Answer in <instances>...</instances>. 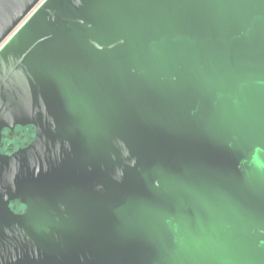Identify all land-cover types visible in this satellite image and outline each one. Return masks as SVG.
<instances>
[{
	"label": "water",
	"instance_id": "95a60500",
	"mask_svg": "<svg viewBox=\"0 0 264 264\" xmlns=\"http://www.w3.org/2000/svg\"><path fill=\"white\" fill-rule=\"evenodd\" d=\"M15 31L0 264H264V0H0Z\"/></svg>",
	"mask_w": 264,
	"mask_h": 264
},
{
	"label": "rangeland",
	"instance_id": "374dc122",
	"mask_svg": "<svg viewBox=\"0 0 264 264\" xmlns=\"http://www.w3.org/2000/svg\"><path fill=\"white\" fill-rule=\"evenodd\" d=\"M34 137L33 130L31 129H16L14 133L5 131L1 152L11 154L18 148L28 145Z\"/></svg>",
	"mask_w": 264,
	"mask_h": 264
},
{
	"label": "flooded vegetation",
	"instance_id": "af4514ba",
	"mask_svg": "<svg viewBox=\"0 0 264 264\" xmlns=\"http://www.w3.org/2000/svg\"><path fill=\"white\" fill-rule=\"evenodd\" d=\"M16 129H22V130H23V129H31V130H33L34 136H36V129H35V127H33V126H27V127H20V126H19V127H16L15 130H16ZM15 130H14L13 132H11V131H9V130H5V131H9V132H11V133H14ZM5 131H4V132H5ZM3 134H4V133H3ZM34 139H35V137H34ZM34 139H33V140H34ZM33 140H32V141H33ZM2 141H3V140H2ZM32 141H31V142H32ZM31 142H30L29 144H31ZM29 144H28V145H29ZM28 145L23 146V147H20V148H18V149L25 148V147H27ZM1 149H2V146H1ZM18 149H17V150H18ZM17 150H15V151H17ZM15 151H14V152H15ZM14 152H13V153H14ZM3 154H5V153H3ZM11 154H12V153H11ZM11 154H6V155H11ZM11 207H12V209H13L14 211L19 212V213H23L24 210H25V208H24L23 206L19 205L18 203H13V204L11 205Z\"/></svg>",
	"mask_w": 264,
	"mask_h": 264
},
{
	"label": "built area",
	"instance_id": "2783aa9c",
	"mask_svg": "<svg viewBox=\"0 0 264 264\" xmlns=\"http://www.w3.org/2000/svg\"><path fill=\"white\" fill-rule=\"evenodd\" d=\"M16 33V31L15 32H13L12 34H11V36H9V38L0 46V50H1V48L10 40V38L14 35Z\"/></svg>",
	"mask_w": 264,
	"mask_h": 264
}]
</instances>
